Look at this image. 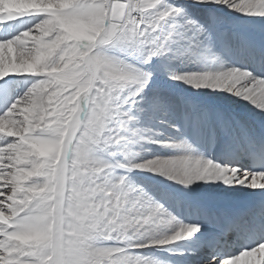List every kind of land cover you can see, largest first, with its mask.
<instances>
[{
    "label": "rangeland",
    "instance_id": "374dc122",
    "mask_svg": "<svg viewBox=\"0 0 264 264\" xmlns=\"http://www.w3.org/2000/svg\"><path fill=\"white\" fill-rule=\"evenodd\" d=\"M32 1L23 5L29 13L20 11L16 17L0 8V44L6 55L34 47L40 64L28 71L17 57L18 69L10 58L2 66L13 70L3 76L8 94L0 114L5 131L0 134V264H94L99 244L138 245L136 262L128 251L102 264H264V244L247 253L222 256L213 248L196 256L201 249L196 236L215 231L207 230L210 224L193 210H218L181 192L236 199L256 193L246 203L263 207V200L255 198L259 190L244 193L253 184L259 189L263 178L254 179L242 166L215 162L209 152L223 153L222 129L237 151L240 135L255 137L254 121L251 129L247 123L244 133H236L225 116L217 122L198 100L166 86L145 87L141 78L103 69L93 58L99 47L166 83L209 91L204 75L211 71L202 68L199 53L224 46L233 63L238 57L233 55L247 43L222 21L235 13L231 7L236 2L136 0L144 19L130 33L122 11L108 12L106 0H50L52 14L44 18L45 0ZM168 3L178 9L165 17L161 13ZM117 19L123 21L120 29L113 25ZM1 21L10 25L3 28ZM165 60L179 74H160L158 63ZM27 72L34 75L27 78ZM220 88L231 108L243 111L240 104L246 101L264 122V97L242 86L239 93L237 87L230 92ZM26 95L31 96L29 111ZM44 139L58 144L50 157L33 146ZM11 229L19 235H11Z\"/></svg>",
    "mask_w": 264,
    "mask_h": 264
},
{
    "label": "bare ground",
    "instance_id": "6f19581e",
    "mask_svg": "<svg viewBox=\"0 0 264 264\" xmlns=\"http://www.w3.org/2000/svg\"><path fill=\"white\" fill-rule=\"evenodd\" d=\"M31 1L32 0H30V2ZM49 1L50 0H45L46 3L43 5L42 17L45 15H49L51 13L50 6H48V3H47ZM230 1H232V0H228V3ZM233 1L236 3L231 8H234L233 11L235 13L228 14L227 17H224L226 19H223L222 21L224 22V25L226 27L228 26L229 29L231 28V29L235 30L233 32L236 33V35H238L243 40L247 41V43H245L246 44L245 47L242 50H240V52L238 53V57L235 59V61L232 60L233 63L232 62L230 63L227 60V58L224 55L225 48H224V46L222 47L219 44L218 45L220 47L215 45L216 48H213L212 52L202 51L199 53V57H200L199 60L201 59L200 62L203 66L202 68L211 71V73L209 72V74L204 75L205 77H207V82L210 83L212 86V88L210 87L211 89L209 91L203 87L202 90L195 92V90L193 88L190 89V88L180 87V86H177L174 84L166 83L165 80L159 78L158 75H157L158 77H155L153 74L143 72L142 70L138 69L135 65L131 64L129 61L119 59V57L111 56L109 54V51L108 52L105 50L102 51L99 47L97 48L98 50L93 53V58L96 59L98 65L101 66V68H103V69L113 71L115 73H119L120 75L125 76V77L135 78L137 80L139 78H141L142 79L141 81L144 83L145 87H153L156 84L160 85L161 87L166 86L170 90L176 91L179 94H183V96H186V98H190V100H192V101L198 100V102H196V104H198L199 106H202V108L205 109L207 115L210 116V114H211V117L213 115L217 119V122L219 121L220 123H222L221 122L222 119H221L220 115L225 116L226 120L233 126L234 131H236V133L237 132L238 133L239 132L244 133V131H246V129H248V128L251 129V126H252L251 122L254 121V124L256 125L254 128L257 130L256 134H254V135H255V139L257 141L258 139L264 138V122H261L260 120H258L261 115L252 114L249 111L250 109H249L248 105H246L247 104L246 101H245V103H243V105L240 104V106H242V108H244L243 111H235L233 108L230 107V105H228V104H230L229 102H226V101H224V99H222L223 93L218 91V87L220 86L221 88H225V90H227L226 92H230L232 90V88H233V90L236 91L238 88H240L242 86V88H244V90L247 91V93L252 92L255 95H257L258 97H264V80L257 78L253 73L249 72L245 66L246 62L249 60H252L255 58L257 59L258 57H260V58L264 57V0H257V1L233 0ZM26 2H27V0H0V8H1V6H3L7 10H9V13L12 17H16L20 11H22V13H29V10L27 7H26L27 9L23 8L24 7L23 5ZM134 2H135V5L131 0H111V2L109 3L110 9L118 8V10L120 9L122 11V16L124 18V27H126L130 33H132L135 28H137V29L141 28V26H142L141 24H142L143 19H144V14H143V11L140 9L139 3L136 0H134ZM220 2L222 3V1H220ZM42 3H44V2H42ZM169 3H170V1H169ZM169 3L166 6V8L162 9V13H161L162 16L167 17V15L169 13H171L175 9H178L177 5H174V4L172 5V3L171 4H169ZM106 4H108V0H106ZM225 5H226V3H225ZM134 8H136V11H134ZM56 10H57V8H56ZM251 13H253L254 16ZM70 14H68V15L61 14L60 16L65 15L64 18L67 17L69 19V18H72V16ZM73 16H74V14H73ZM46 19H47V16H46ZM39 20H41V19H39ZM1 22H3V21H1ZM121 22L123 23V21H121ZM45 23H46V20H44L43 22L41 20L40 25L48 26V25H45ZM2 24H3V28H6L8 25H10L7 21L3 22ZM165 24H167V23L165 22ZM36 26L38 27V25H36ZM119 27H121V26H119ZM1 28H2V26H1ZM45 29H47V28H45ZM77 29H78V26H77ZM22 30H24V29H22ZM47 33H48V31H47ZM2 34H3L2 30H0V35H2ZM0 37L3 38V36H0ZM38 37H39V35H38ZM18 40H19V38H18ZM2 41H4V40H2ZM38 42H36V43H38ZM221 42H222V40H221ZM42 45H43V42H42ZM221 47H222V49H221ZM34 49H36V48H34V47L25 48V50H23L24 53H22V54L20 53V55H19V53H18V55H15L12 52L14 56L10 57L11 55H6L7 50L4 49V45L0 44V114L2 112V102L7 97V94H8V86L5 82V79H3V76L4 75L6 76L7 73H10V71L13 70L12 67H9L7 70L5 68H2V66L4 67V65H3V63L5 61L4 59L10 58V60L12 62H14L13 67L15 69H18L19 65H21L20 63H17V61H16V58L18 57L21 59L23 66H24V69H26L28 71L33 70L34 67H37L38 65H40V64H38L39 61L37 60L38 59L37 55H36V58L34 57V54H35ZM35 60H37V61H35ZM158 64H159V67H157V68L159 69L160 74H165L168 71H171L173 74H179V72H180V69H177V67H174L171 64H169L167 60H165L163 62H159ZM202 68L198 69L200 73L202 72ZM6 71H8V72H6ZM199 72L195 73L194 77H196V78L199 77V74H200ZM26 75L27 76H25V77L28 78L29 75L33 76L34 74L31 72H27ZM216 79H218L219 81H216ZM236 87H237V89H236ZM190 90H192L193 92ZM222 92H223V90H222ZM239 92L240 91L238 89V93ZM216 95H218V96L216 97ZM30 97H31L30 95H26L27 99H26L25 105H27V108L30 105V104H28V98H30ZM24 108H26V107H24ZM27 111H29V108L27 109ZM248 119H250V122L248 121ZM1 121H3V120L0 118V134H4L5 131H4V127H3V124L1 123ZM26 122L29 124L28 121H26ZM12 123L15 126L18 125L17 121L13 120ZM247 123H249V125L246 128V127H244V125ZM236 125H238V128H236ZM244 128H246V129L244 130ZM221 132L223 134L221 137L222 143H223L222 144L223 145L222 146L223 147V150H222L223 153H221V154H222V156L223 155L224 156L225 155H231L230 153L233 149L231 150L230 141L228 140V137L224 134L225 131L223 129ZM254 133H255V130H254ZM240 136H242L243 142L250 143V140L248 138H246L245 135H240ZM32 143H33L34 148H38V150H41L40 151L41 154L45 155L46 157L52 156V154L54 153V151L58 147V144H56V143L54 144V146L48 145V144H50V142L47 139L42 140V142L39 146H37L35 144V141ZM248 175H250V174L248 173ZM253 177H254V179L256 177L259 179L263 178V180H264V174H258V176L254 175ZM256 186L257 185L253 184L251 189L245 191L244 193L248 194L251 191L259 190L260 192H258V194L255 198H260V200H263L262 202H264V184L260 183L259 189ZM182 191L184 193H187L189 196L194 197L196 200H198L207 209L208 208H216L218 210V217L220 218V221L222 223H224V221L226 220V218L228 216H230V215L234 216L237 212L242 213L244 207H250L247 203H248V201H251L252 199H254L253 196L256 194L255 193V194H252L250 196L243 195V196H239L241 198L236 199L235 197H229V196H223V195L222 196L221 195L220 196H216V195L210 196V195L197 194V193L192 192V190H190V192L189 191L187 192V190L183 189V190H181V192ZM206 222L210 223L209 219L208 220L206 219ZM209 229H211V228H208L207 230H209ZM27 230L29 231V233L31 231H34V229H32L30 227H28ZM28 231H25L23 229L21 231L22 232L21 234L24 235V233H25L24 236H26V232H28ZM210 233H211L210 231L206 232L204 237L201 236L202 234L200 236L199 235L196 236V237H198V239H199L198 241L201 244V249L198 251V253L196 252V254H198L196 256L199 257L200 252L203 251L206 253L207 251L208 252L210 251L209 249H213V248H218V252L221 253L219 255H222V256L225 255L226 249L231 250V252H236L237 249L234 248L232 246V243L229 242V241H233L232 238H227V241L225 242L227 246L226 247L224 246V248L221 249V248H219L218 245H216L219 241H221V237L219 235L217 236L216 232H213L212 236L210 235ZM10 234L16 237L19 235V232H17L15 229H11ZM130 246H133V249H127V247L116 246V245L99 244L95 247V253H96V257H97L98 261L95 262L94 264H102L104 261H108V260L112 259L113 257H115V255L124 254L125 252H128V251H130L131 262H136L138 257L136 256V253L134 251L138 250V247H134V246H138V245L133 244ZM196 258L197 257H195V259ZM220 259L221 258H219V257L216 258V262L219 261ZM70 264H72V263H70ZM210 264H212V263H210Z\"/></svg>",
    "mask_w": 264,
    "mask_h": 264
},
{
    "label": "built area",
    "instance_id": "2783aa9c",
    "mask_svg": "<svg viewBox=\"0 0 264 264\" xmlns=\"http://www.w3.org/2000/svg\"><path fill=\"white\" fill-rule=\"evenodd\" d=\"M110 2H111V0H110ZM134 4H135V2H134ZM134 6V5H133ZM134 11H136V8H134ZM122 20L121 19H117L115 22H114V24L115 25H117V26H121L122 25V22H121Z\"/></svg>",
    "mask_w": 264,
    "mask_h": 264
},
{
    "label": "water",
    "instance_id": "95a60500",
    "mask_svg": "<svg viewBox=\"0 0 264 264\" xmlns=\"http://www.w3.org/2000/svg\"><path fill=\"white\" fill-rule=\"evenodd\" d=\"M112 12L115 13V8L112 9Z\"/></svg>",
    "mask_w": 264,
    "mask_h": 264
}]
</instances>
